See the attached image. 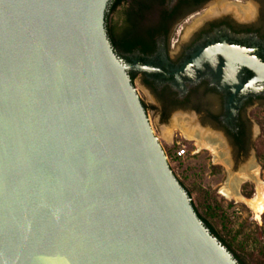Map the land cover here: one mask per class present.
Returning <instances> with one entry per match:
<instances>
[{
    "label": "water",
    "instance_id": "obj_1",
    "mask_svg": "<svg viewBox=\"0 0 264 264\" xmlns=\"http://www.w3.org/2000/svg\"><path fill=\"white\" fill-rule=\"evenodd\" d=\"M108 2L0 0V264H238L169 168Z\"/></svg>",
    "mask_w": 264,
    "mask_h": 264
},
{
    "label": "flooded vegetation",
    "instance_id": "obj_2",
    "mask_svg": "<svg viewBox=\"0 0 264 264\" xmlns=\"http://www.w3.org/2000/svg\"><path fill=\"white\" fill-rule=\"evenodd\" d=\"M248 1L256 5L250 17L210 11L217 2ZM144 12L145 49L119 60L158 103L160 122L194 118V127L207 130L212 145L229 148L234 162L256 150L252 124L264 109V81H253L256 74L236 55L264 63V0H148Z\"/></svg>",
    "mask_w": 264,
    "mask_h": 264
},
{
    "label": "rangeland",
    "instance_id": "obj_3",
    "mask_svg": "<svg viewBox=\"0 0 264 264\" xmlns=\"http://www.w3.org/2000/svg\"><path fill=\"white\" fill-rule=\"evenodd\" d=\"M247 5H251L254 9L256 6L251 1L244 4V6ZM120 18V13L112 16L113 23L118 27L122 26ZM132 85L140 100H143L149 105V108L145 111L153 134L164 150L167 163L175 178L178 182L181 181L192 192L193 202L195 204L197 203L200 193L209 192L217 200H221V204L227 211L235 231H240L241 234L255 236L264 244V211L261 214L262 216L257 217L246 202L250 198L244 195V193L249 192L254 197L257 191L256 183L253 180L241 182L238 185L239 198L236 199H227L220 192L223 187L230 183L233 177L244 173L245 167L250 163L254 167L259 168L260 179L263 183L264 190V150L262 151L263 156L260 159L257 155V150H251L243 159L234 162L229 148H219L226 150V154L222 156V160L217 162L210 151L196 147L192 141H188L182 136L181 129H191L189 127L190 117H181L179 120L177 115H172L166 123L160 122L158 112L155 109L158 103L141 85L139 77ZM257 117L264 119V109L256 110L253 119L255 122L252 124V131L254 136L256 135V144L262 150L264 148V133H262ZM214 145L217 146V144ZM180 149L187 151L185 156L180 159H174L175 155L177 156V151ZM244 187L246 188L244 189Z\"/></svg>",
    "mask_w": 264,
    "mask_h": 264
},
{
    "label": "trees",
    "instance_id": "obj_4",
    "mask_svg": "<svg viewBox=\"0 0 264 264\" xmlns=\"http://www.w3.org/2000/svg\"><path fill=\"white\" fill-rule=\"evenodd\" d=\"M147 3L148 0H109L104 16V29L110 47L118 59L145 49L144 9ZM117 13H120L122 21V26L119 28L112 21V16ZM133 78L134 76L132 84ZM257 120L264 133V119L257 117ZM256 150L260 159L264 148L261 150V147L257 145ZM174 159L180 158L175 155ZM179 183L190 197L197 218L238 264H264V244L255 236L241 234L240 231L233 229L221 200H217L215 196L206 191L198 195L195 204L192 192L181 181ZM244 195L250 199L253 197L249 192Z\"/></svg>",
    "mask_w": 264,
    "mask_h": 264
},
{
    "label": "bare ground",
    "instance_id": "obj_5",
    "mask_svg": "<svg viewBox=\"0 0 264 264\" xmlns=\"http://www.w3.org/2000/svg\"><path fill=\"white\" fill-rule=\"evenodd\" d=\"M214 6L211 8V13L213 14H220V13H239L242 16H251L254 13V8L251 5L242 6L236 4H227V3H216L213 4ZM210 15V14H209ZM194 119V118H193ZM191 119L189 127L190 130L179 129L181 131L182 136L188 141H194L195 145L201 149L209 150L212 155L215 157V160L218 162L222 160V156L226 154V150L219 149L220 146L215 147L212 145L210 141L207 140L209 137L206 130H201L196 128L195 120ZM188 127V128H189ZM198 129V136L193 135V130ZM211 137V136H210ZM213 139H219V136L212 134ZM224 148V147H223ZM224 151V152H223ZM212 156V157H213ZM227 158V157H226ZM253 180L256 183V193L252 199L246 200L250 208L255 212L257 217H259L264 211V190H263V183L260 179L259 168L254 167L251 163L245 167V172L241 175L239 174L236 177H233L230 183L221 189V194L226 197L227 199H236L238 197V185L241 182ZM242 199V198H241ZM245 201V200H244ZM262 216V215H261Z\"/></svg>",
    "mask_w": 264,
    "mask_h": 264
},
{
    "label": "built area",
    "instance_id": "obj_6",
    "mask_svg": "<svg viewBox=\"0 0 264 264\" xmlns=\"http://www.w3.org/2000/svg\"><path fill=\"white\" fill-rule=\"evenodd\" d=\"M186 152L187 151L185 149L178 150L177 151V157L182 158L183 156H185Z\"/></svg>",
    "mask_w": 264,
    "mask_h": 264
}]
</instances>
